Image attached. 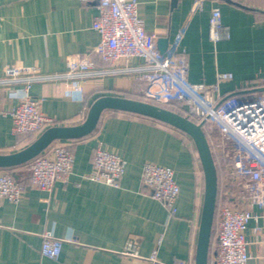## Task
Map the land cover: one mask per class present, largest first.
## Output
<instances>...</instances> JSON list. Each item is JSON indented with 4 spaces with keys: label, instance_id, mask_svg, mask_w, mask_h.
Instances as JSON below:
<instances>
[{
    "label": "crops",
    "instance_id": "1",
    "mask_svg": "<svg viewBox=\"0 0 264 264\" xmlns=\"http://www.w3.org/2000/svg\"><path fill=\"white\" fill-rule=\"evenodd\" d=\"M214 7L228 34L217 42L209 38ZM97 13L96 3L82 0H0V153L19 150L32 138L12 132L10 110L19 104L24 84L4 82L5 69L33 65L46 75L64 72L68 56L89 52L98 42L99 33L91 26ZM137 14L145 30L156 34V42L167 40L168 46L176 40L184 50L189 82L213 83L217 74L228 72L231 76L218 83L221 96H247L263 87L264 0H138ZM93 62L94 71L112 68L96 57ZM140 63L135 57L113 67ZM136 75L93 72L75 97L66 96L64 84L57 80L34 81L27 92L41 99L40 110L52 118V125H72L84 120L99 96L140 94L144 84ZM180 107L194 119L200 114L193 104ZM205 133L213 158L222 164L223 157L231 156L232 138L215 126ZM64 141L73 155L69 174L50 190L26 186L18 202L0 201V264H150L147 257L152 253L161 264H194L203 174L188 136L148 117L105 110L91 133ZM98 144L126 161L116 185L88 178ZM145 162L174 170L179 186L175 213L142 184ZM3 170L27 181L28 162ZM250 209L257 218L245 230L247 264H263L264 206L252 204ZM45 231L65 239L56 259L40 253ZM130 240L137 255L125 253Z\"/></svg>",
    "mask_w": 264,
    "mask_h": 264
},
{
    "label": "built area",
    "instance_id": "2",
    "mask_svg": "<svg viewBox=\"0 0 264 264\" xmlns=\"http://www.w3.org/2000/svg\"><path fill=\"white\" fill-rule=\"evenodd\" d=\"M94 2L98 13L91 24L99 33V40L89 52L67 57L66 70L58 74H43L37 66H11L5 69L4 82H23L18 94L20 102L10 110L13 133L37 136L53 124L52 118L40 110V100L28 95L31 83L37 80H57L64 84L66 96H80L82 82L93 72L130 71L143 85L145 101L178 106L193 104L200 114L196 122L203 129L215 126L239 145V151L223 157L218 183L220 196L226 202L218 208L213 236L208 249V264H247L250 254L245 230L257 215L250 207L264 206V79L262 89L247 96L226 95L219 92V81L231 76L217 74L213 83H191L187 80L188 62L184 50H179L174 40L163 51L157 47V36L148 32L137 14L138 0H82ZM196 2L194 8L197 9ZM226 27L221 22L220 10L212 8L209 16V38L212 42L227 38ZM93 57L112 66L107 70L94 71ZM141 63L114 68L118 62H130L133 58ZM2 81V80H0ZM73 155L64 140H55L40 154L28 161L27 181L0 171V201L18 202L26 186L50 190L57 180L72 170ZM126 161L98 144L92 153L88 178L109 185H116L125 171ZM141 182L149 188L152 198L162 202L171 214L176 212L174 202L179 193L174 170L145 162L141 168ZM40 253L56 259L63 238L50 231L41 235ZM125 253L137 255L135 242L130 240ZM147 259L150 264H161L154 253ZM182 264V263H178ZM264 264V256H263Z\"/></svg>",
    "mask_w": 264,
    "mask_h": 264
},
{
    "label": "water",
    "instance_id": "3",
    "mask_svg": "<svg viewBox=\"0 0 264 264\" xmlns=\"http://www.w3.org/2000/svg\"><path fill=\"white\" fill-rule=\"evenodd\" d=\"M157 45L160 51H163L167 46V40H158ZM105 110L123 111L148 117L170 125L190 137L203 174V200L194 251V264H208V249L214 220L218 182L211 146L202 122L193 121L187 116L152 102L118 95H102L90 104L84 120L80 123L50 125L43 129L25 147L10 153H0V168L14 167L28 162L55 140L78 139L88 135L96 128L100 116ZM12 175L18 179L15 174L12 173Z\"/></svg>",
    "mask_w": 264,
    "mask_h": 264
},
{
    "label": "trees",
    "instance_id": "4",
    "mask_svg": "<svg viewBox=\"0 0 264 264\" xmlns=\"http://www.w3.org/2000/svg\"><path fill=\"white\" fill-rule=\"evenodd\" d=\"M129 98H133V99H138V100L145 101V98H144L142 92L140 94L133 95L132 97L130 96ZM154 104H157V103H154ZM157 105L162 106V107H165V108L170 109V110H173V111H175V112H177V113H179L181 115L187 116L188 118L192 119L193 121H196L193 117L188 116L186 114V111H185L184 108H182V107H180V106H178V105H176L174 103H167V104H160V103H158ZM185 135L188 136L187 134H185ZM31 136H32V138H31V141H32L36 136H34V135H31ZM214 162H215V166H216V170H217V182L219 183V181L221 179V176L220 175L222 174L221 173V169H220L221 164L219 165V162L217 160H215V159H214ZM225 202H226L225 198H223V197L220 196V188H219V185H218L217 186V198H216V204H215V212H214V220H213V226H212V231H211V237L213 236V232H214L215 221L217 219V214H218V208L222 204H224Z\"/></svg>",
    "mask_w": 264,
    "mask_h": 264
},
{
    "label": "rangeland",
    "instance_id": "5",
    "mask_svg": "<svg viewBox=\"0 0 264 264\" xmlns=\"http://www.w3.org/2000/svg\"><path fill=\"white\" fill-rule=\"evenodd\" d=\"M232 139H233V138H232ZM232 139H231L230 141L233 142V145H232V146H229V147H231L230 154L233 153V151L236 152V153L239 151V145H238L234 140H232ZM191 142H192V141H191ZM231 142H230V143H231ZM192 144H193V143H192ZM224 152H225V151H224Z\"/></svg>",
    "mask_w": 264,
    "mask_h": 264
}]
</instances>
